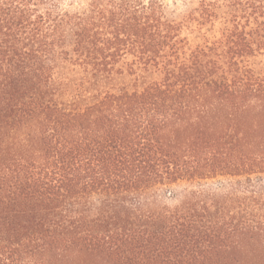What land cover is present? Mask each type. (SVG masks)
<instances>
[{
	"label": "trees",
	"instance_id": "16d2710c",
	"mask_svg": "<svg viewBox=\"0 0 264 264\" xmlns=\"http://www.w3.org/2000/svg\"><path fill=\"white\" fill-rule=\"evenodd\" d=\"M261 54L264 0H0V264H264Z\"/></svg>",
	"mask_w": 264,
	"mask_h": 264
},
{
	"label": "rangeland",
	"instance_id": "374dc122",
	"mask_svg": "<svg viewBox=\"0 0 264 264\" xmlns=\"http://www.w3.org/2000/svg\"><path fill=\"white\" fill-rule=\"evenodd\" d=\"M70 1V0H67ZM168 11L170 12V16H173L176 19H181L186 12H188L191 8L195 7L198 3V0H162ZM255 68H257L260 72L264 73V54H261L254 58L253 60ZM149 78L143 79L142 77L137 78V76H130L128 74L124 75H113L108 77L100 78L99 89L101 90H118L121 87L127 88H139L141 87ZM251 185L256 189H264V177L261 179H254ZM245 186L246 183L242 179L235 178H222V179H214L206 182L198 183H189V182H179L168 190H159L157 192V197L161 199L163 202L168 204H174L179 202L183 196L191 191V190H202L208 191L211 193L221 192L232 190L234 188L239 187L238 185ZM220 186V187H219ZM241 189V187H239ZM170 193H172V197H169Z\"/></svg>",
	"mask_w": 264,
	"mask_h": 264
}]
</instances>
